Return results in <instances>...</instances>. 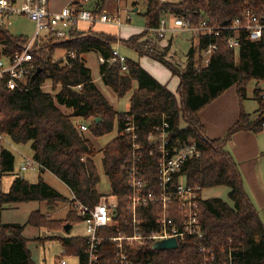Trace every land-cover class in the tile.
<instances>
[{"label":"trees","instance_id":"obj_1","mask_svg":"<svg viewBox=\"0 0 264 264\" xmlns=\"http://www.w3.org/2000/svg\"><path fill=\"white\" fill-rule=\"evenodd\" d=\"M105 2L93 0L89 8L94 14L101 13ZM245 9H250L264 22V0H147L142 15L145 27H157L163 16L180 17L195 25L204 18L211 24H220L241 16ZM3 13L0 18V59L9 60L27 45L30 37L9 32L3 21L9 13ZM145 36V31L140 30L127 37L123 45L133 49L138 56L145 55L158 61L172 75H177L175 93L137 61L124 57V70L119 60L107 62L112 56L113 45L117 43L114 34L91 27L84 30L76 24L70 27L66 39L47 32L33 41L30 49L32 67L26 70L17 87L9 89L5 79H0V136L14 144L29 143L31 158L38 163L40 171L35 182L16 174L7 191L1 189L0 183V217L5 206L15 203L36 201L52 206L65 202L68 205L64 223H59V219H50L46 215L49 210L41 212L38 209L29 213L24 224L0 221V264H36L22 234L26 224L39 228L52 226V230H58L63 229L65 223L72 226L74 220L82 221L71 207V198L44 182L42 171L56 176L75 199L89 208L106 196L97 190L100 178L93 160L96 149L90 137H101L111 132L115 125L116 136L103 146L101 164L111 188L108 197L116 205L118 228L122 233H131V214L126 211L125 175L132 150L131 143L122 133L131 121L138 132L137 141L142 152L140 165L147 185L155 187L157 182V160L156 156L149 155L152 144L147 135L166 123L172 140L181 142L192 138L197 144L199 154L185 162L180 170L188 183L199 185L202 189L224 185L228 187L230 201L219 197H201L199 220L203 236L200 239L186 237L179 240L178 246L173 249H152L150 243L132 247L129 250L132 264H264V223L244 189L237 162L226 149L235 132L263 130L264 29L256 41L240 37L235 48L219 38H193L182 69L170 61L171 56H166L169 42L158 47L161 37L151 42ZM43 38L48 42L37 48L36 44ZM211 42H216L218 48L204 65L202 51ZM57 47L65 51L64 59H52L51 55L41 51ZM89 51L106 60L99 66L104 85L112 88L118 98L130 92L127 111L113 109L95 85L82 56ZM251 79L256 83L253 90L256 109L247 113L240 106L238 119L225 135L209 138L198 111L233 85L242 105L247 97V83ZM48 80L52 88L59 86L56 93L43 90L44 82ZM133 83H136L135 87ZM78 85L80 88H77ZM61 107L70 109V112L66 113ZM72 116L79 121L73 122ZM180 119L184 121L183 125L179 124ZM80 123L87 124L86 132L79 130ZM14 162L13 153L0 145V179L13 173ZM154 212L155 209L149 207L140 212L144 225L156 226ZM100 233L104 239L100 244L98 264H113L114 244L106 236L116 235L118 231L113 227ZM60 240L63 254L78 257L79 263L85 262L84 235L64 236ZM199 244L208 250L201 251ZM54 264L59 263L55 261Z\"/></svg>","mask_w":264,"mask_h":264},{"label":"built area","instance_id":"obj_2","mask_svg":"<svg viewBox=\"0 0 264 264\" xmlns=\"http://www.w3.org/2000/svg\"><path fill=\"white\" fill-rule=\"evenodd\" d=\"M93 0H71L70 3L59 11H50V0H0V13L23 14L34 24V32L27 45L16 51L9 60L0 59V79H5L9 89L17 87L18 81L23 79L26 70L32 67L30 49L33 41L44 33L52 32L60 39H66L68 30L78 22L92 23H114L120 26L121 21L105 12L94 14L89 8ZM161 2H176L174 0H160ZM1 15V14H0ZM170 19V25L168 21ZM223 21L220 24H211L208 19H202L198 24H191L180 17H165L160 19L157 27H144L146 37L151 42L165 33L173 31H188L193 38L206 37L207 39H222L229 47L235 48L239 44L240 37L250 41L260 39L264 29L263 20L254 14L250 9H245L241 16ZM216 42H211L203 49V64L209 62L210 57L217 50ZM72 56L73 54L70 53ZM124 56L119 55L116 49L107 62L119 60L122 63L121 69H125ZM99 62L106 60L98 56ZM77 88H80L78 85ZM264 99V88L261 92ZM81 132L87 131V124L78 125ZM167 124L163 123L155 129L160 134V139H153L148 150L149 155L156 156L157 160V182L155 187L147 185L142 166L141 145L137 141L138 132L136 126L127 123L122 130L126 139L131 143L130 164L126 168V211L131 214V233H122L118 228L117 211L115 203L108 197H101L99 203L92 208L82 205L73 195L72 209L82 218L84 225V236L86 247L84 250L85 262L77 264H98V253L101 241V231L107 228H115L116 235H109L106 238L114 244L113 264H132L129 250L145 243H154L158 240L174 238L177 242L186 237L200 239L203 236L199 220V199L202 196V188L199 185L188 183L186 177L180 173L182 166L190 158L197 156L199 150L192 138L186 140H172V133L166 130ZM264 130V123H263ZM154 132L147 135L151 140ZM2 139V137L0 136ZM20 164V170L24 171L38 163L32 158L24 157ZM154 208L156 215V228L144 225L141 211L145 208ZM201 251L207 248L199 244ZM208 250V249H207ZM59 264H69L64 257L57 261Z\"/></svg>","mask_w":264,"mask_h":264},{"label":"rangeland","instance_id":"obj_3","mask_svg":"<svg viewBox=\"0 0 264 264\" xmlns=\"http://www.w3.org/2000/svg\"><path fill=\"white\" fill-rule=\"evenodd\" d=\"M146 1L147 0H106L105 4H103L102 6V12H105L108 15H117L119 20L122 22L126 21L127 16H129L130 20L128 21L126 26L123 27H117L113 25V23L109 22L100 23L96 27H99L100 31L103 32L118 34H121L124 29H127L128 32H135L137 30H140L145 26V17L142 14L145 9ZM134 8H136L137 10L132 11ZM0 14L2 15L5 13ZM3 21L9 32L14 35H24L27 37H31L34 32L33 22H31L23 14H8L6 17H4ZM172 34L174 35L172 37L171 47L167 51L166 56L168 58L169 56H171L170 61L173 62L179 69H182L185 64V53L187 52L193 37L192 34L188 31H175ZM114 35L117 43L114 44L113 47L117 50L119 55L137 61L139 62V64H144L145 66H148L149 63V70L157 74L159 81L163 84H167V87L170 90L175 91L178 82L177 75H172L171 71L167 67H165L156 60L148 58V56H138V54L133 49L123 45V41L126 39V37H122L117 34ZM45 39L46 38H43L41 42H38L36 44V47L39 48L40 46L45 45L46 42H48V40ZM161 43L163 42L158 41V47H162ZM41 51L45 54L47 53L51 55L52 59H64L65 56V51L58 47L49 51L48 49L44 48ZM38 53L41 54V52ZM202 54L204 55V53ZM82 56L85 65L90 69V75L92 79H94L95 85L100 89L102 94L109 101L113 109L117 111H127L129 107L130 92L125 94L123 97L118 98L112 88L104 85L100 78V62L98 61V55L93 51H89L84 53ZM255 84V80L253 79H251L247 83V97L242 101L244 109L250 113L253 112L257 107V102L254 99L253 95ZM135 86L136 83H133V87ZM43 90L49 91L51 92V94H54L59 90V86L52 88V84L48 80L44 82ZM61 108L66 113L70 112V109L68 108ZM71 119L73 122L79 121V118L74 116H72ZM179 124L183 125L184 121L180 119ZM116 133L117 129L115 125L111 132L101 137H90V140L96 149V154L93 157V160L100 178V181L97 184V190L103 195H108L110 193L111 188L101 164L102 148L107 142H109L114 136H116ZM153 139H160V134L158 133V131L157 133L154 132L151 136V140L148 139V141L150 142ZM0 145L9 149L15 157L13 173L3 175L0 179L1 189L3 191H7L10 185V181L13 179L14 176H16V174L22 176L30 182H35L40 173L38 166L33 165L32 167L24 171L20 170V164L25 159L24 157H32V152L30 150L29 143L14 144L9 139L3 136L2 139L0 138ZM226 149L231 152L227 144ZM41 177L43 178L44 182L53 187L60 194L67 198L70 197L68 187L52 173H50L49 171H42ZM246 192L253 204L255 205L260 218L264 221V191ZM227 193L228 187L224 185H219L207 189H202L201 194L204 198L219 197L230 203ZM49 207L50 208H47L44 202L36 201L15 203L8 206L1 212L2 214L0 221L19 222L24 224L27 220L29 213L32 210L39 209L41 212H46L47 210H49L46 215H48L50 219H59V223H64L63 219L66 216V213L68 212L67 203L58 202L55 205ZM23 234L26 238L29 237V240L26 242V244L31 252V259L36 264H54L55 261H58L60 257H64L69 264H77V260L74 255L62 253V243L60 238L64 236L83 235L84 225L82 221L74 220V224L71 226L69 233L65 232L64 229L52 230V226L39 228L26 224L24 226Z\"/></svg>","mask_w":264,"mask_h":264},{"label":"crops","instance_id":"obj_4","mask_svg":"<svg viewBox=\"0 0 264 264\" xmlns=\"http://www.w3.org/2000/svg\"><path fill=\"white\" fill-rule=\"evenodd\" d=\"M70 1L71 0H50L49 9L50 11H59L63 7L67 6L70 3ZM110 15L118 18L117 15H112V14ZM129 20L130 18L129 16H127L126 21L124 22L121 21L122 24L120 26H117L114 23L113 25L117 27H123V26H126ZM98 24L100 23H94L93 25L90 26V24L86 22L76 23L78 27L84 30L91 27L94 30L100 31L99 27H96L98 26ZM168 25H170V19L168 21ZM144 27L141 28L140 30H143ZM140 30H137L135 32H128L127 29H124L121 32V34H118V33H111V34H117V35L127 38V36L137 33ZM173 32L165 33L164 36L161 37V40L159 38L158 41L163 42L162 46L167 45V43L169 42V45L171 47V41L174 35L172 34ZM192 42L193 40H191L189 48L193 45ZM186 53H185V56H186ZM140 65L149 74H151L157 81H159L157 74L149 70L148 68L150 67L149 63H148V66H145L144 64H140ZM165 85L167 86V84ZM172 92L175 93V91H172ZM240 106H242L243 110L246 111L243 107V104L240 105L237 94H236L235 86L233 85L227 88L224 92H222L219 96H217L209 104H207L202 109H200L198 111V117L204 127L206 135L209 138H219V137L224 136L226 131L229 129V127H231L238 119L239 113H240ZM247 113H250V112H247ZM227 146L229 147L231 151L230 153H232L233 158H235L238 164V168H239V171L243 179V186H244L245 191H264V130L259 131V132H253L250 130L237 131L231 136L230 140L227 143ZM8 206L10 205L5 206V208H3L1 212L4 209H6ZM46 207L50 208L47 205ZM26 239L28 241L29 237Z\"/></svg>","mask_w":264,"mask_h":264},{"label":"water","instance_id":"obj_5","mask_svg":"<svg viewBox=\"0 0 264 264\" xmlns=\"http://www.w3.org/2000/svg\"><path fill=\"white\" fill-rule=\"evenodd\" d=\"M134 11H136V8L133 9ZM227 22V21H225ZM39 69L35 72L38 73ZM34 74V75H35ZM34 75H32L31 78L34 77ZM99 118H97L98 120ZM63 229L65 232L69 233L70 229H71V225L68 224V223H65L63 225ZM177 247V242L174 238H169V239H163V240H158V241H155L154 243L151 244V248L152 249H173V248H176Z\"/></svg>","mask_w":264,"mask_h":264}]
</instances>
